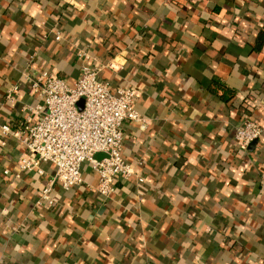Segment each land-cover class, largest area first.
Wrapping results in <instances>:
<instances>
[{
  "label": "crops",
  "instance_id": "crops-1",
  "mask_svg": "<svg viewBox=\"0 0 264 264\" xmlns=\"http://www.w3.org/2000/svg\"><path fill=\"white\" fill-rule=\"evenodd\" d=\"M83 49L113 92L139 89L123 142L138 175L105 197L84 162L47 207L55 166L22 170L2 126L37 121L32 81L73 85ZM246 115L251 149L235 143ZM0 264H264V0H0Z\"/></svg>",
  "mask_w": 264,
  "mask_h": 264
},
{
  "label": "built area",
  "instance_id": "built-area-1",
  "mask_svg": "<svg viewBox=\"0 0 264 264\" xmlns=\"http://www.w3.org/2000/svg\"><path fill=\"white\" fill-rule=\"evenodd\" d=\"M61 38V33L57 32L56 39ZM78 57L81 72L73 85L50 70L43 71L32 81L43 98V106L37 108L41 113L37 121L27 124L23 132L13 131L8 124L2 126L5 134L19 136L25 145V153L20 157L22 170L43 173V162L55 166V174L38 201L47 207L55 204L51 194L55 183L69 189L84 182V162H89L98 172L97 192L105 197L116 191L117 178L138 175L123 155V142L125 121H144L135 108L139 89L122 86L113 92L100 75L102 67L97 64V58L88 49L80 50ZM108 66L114 68L115 65ZM262 131L261 124L246 115L243 124L236 129L235 143L247 149L260 138ZM97 152L106 156L97 159ZM138 179L144 181L143 177Z\"/></svg>",
  "mask_w": 264,
  "mask_h": 264
},
{
  "label": "trees",
  "instance_id": "trees-1",
  "mask_svg": "<svg viewBox=\"0 0 264 264\" xmlns=\"http://www.w3.org/2000/svg\"><path fill=\"white\" fill-rule=\"evenodd\" d=\"M219 89H221L222 92V97H224L227 93L226 92H230L231 94H234V91L232 89H229L226 85H220Z\"/></svg>",
  "mask_w": 264,
  "mask_h": 264
},
{
  "label": "water",
  "instance_id": "water-1",
  "mask_svg": "<svg viewBox=\"0 0 264 264\" xmlns=\"http://www.w3.org/2000/svg\"><path fill=\"white\" fill-rule=\"evenodd\" d=\"M258 139H255L250 145L249 148H253V146L257 143Z\"/></svg>",
  "mask_w": 264,
  "mask_h": 264
}]
</instances>
